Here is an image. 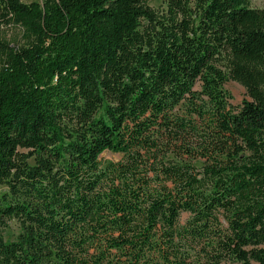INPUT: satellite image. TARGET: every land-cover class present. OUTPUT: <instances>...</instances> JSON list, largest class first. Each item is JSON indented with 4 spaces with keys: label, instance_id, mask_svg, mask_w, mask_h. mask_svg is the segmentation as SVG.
Segmentation results:
<instances>
[{
    "label": "trees",
    "instance_id": "1",
    "mask_svg": "<svg viewBox=\"0 0 264 264\" xmlns=\"http://www.w3.org/2000/svg\"><path fill=\"white\" fill-rule=\"evenodd\" d=\"M251 2L167 0L159 18L147 0H0V27L24 29L0 38V264H264Z\"/></svg>",
    "mask_w": 264,
    "mask_h": 264
},
{
    "label": "rangeland",
    "instance_id": "2",
    "mask_svg": "<svg viewBox=\"0 0 264 264\" xmlns=\"http://www.w3.org/2000/svg\"><path fill=\"white\" fill-rule=\"evenodd\" d=\"M23 2H41L42 0H22ZM253 7L264 8V0H252L251 2ZM147 5L151 10L157 15V17L162 18L169 15L167 0H147ZM145 27V28H144ZM143 29H148L151 27V24L144 22ZM23 32L24 29L21 25L10 24L3 25L0 27V38L10 43L11 45H18L23 42ZM224 88L230 95V104L237 108L242 104L244 100H248L246 89L240 83L229 80L224 85ZM102 157L105 161H117L120 159L119 154H112L105 152L102 154ZM8 191L7 183H0V194H3ZM187 215H183V220ZM22 227L18 219L11 218L7 222V226L3 229L2 234L6 241L14 240L21 233ZM227 264H239V263H227Z\"/></svg>",
    "mask_w": 264,
    "mask_h": 264
}]
</instances>
